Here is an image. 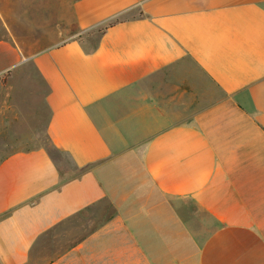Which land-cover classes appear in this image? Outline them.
I'll return each instance as SVG.
<instances>
[{
	"label": "crops",
	"instance_id": "0c3cea01",
	"mask_svg": "<svg viewBox=\"0 0 264 264\" xmlns=\"http://www.w3.org/2000/svg\"><path fill=\"white\" fill-rule=\"evenodd\" d=\"M21 3L0 114L49 149L0 161V264H264V0H71L37 51Z\"/></svg>",
	"mask_w": 264,
	"mask_h": 264
},
{
	"label": "rangeland",
	"instance_id": "374dc122",
	"mask_svg": "<svg viewBox=\"0 0 264 264\" xmlns=\"http://www.w3.org/2000/svg\"><path fill=\"white\" fill-rule=\"evenodd\" d=\"M12 2V5H7L6 2L8 0H0V6L4 8V11L7 15H10L15 18H21L25 14V9L24 5H22L21 0H10ZM70 2L71 0H59L61 3L60 5V26L56 27L55 30H52L49 35L51 37L48 39H37V38H28V39H19L17 40L23 48H25L28 51H37L42 48H44L47 45L57 43L62 40V37H59L60 34H58L57 29L60 28L62 30L63 28V15L66 14L68 16L69 13V8L67 6V3ZM55 2V0H54ZM67 2V3H66ZM55 10V9H54ZM64 10V11H63ZM63 11V13H62ZM68 14V15H67ZM55 20V19H54ZM70 32H73L72 25L70 23ZM30 78H35L33 75L28 76ZM27 77V78H28ZM0 81L2 85L4 84V78L0 77ZM25 85V84H24ZM27 88V84L25 86ZM39 90L41 89L39 84H38ZM4 95H3V90L2 88L0 89V111L4 110L5 107V100H4ZM34 101L33 103H38L36 97L34 96L32 98ZM15 105L14 109L18 111V109H22L23 106L20 103H25L27 104L28 101H24V98L16 97L15 98ZM9 102V101H8ZM10 106V102L8 103ZM19 113H17L18 115ZM40 114H43L40 111ZM26 123H23V120H13V114H0V161L6 157L7 155L14 153L18 149H23L25 147H33L36 144H40L45 146L46 148L49 149V144L47 140L45 139L44 135H39L37 138L33 135L30 134L28 131ZM27 141H32V142H27ZM51 155L53 158L60 164L61 168L65 167V162L63 159L53 150H50Z\"/></svg>",
	"mask_w": 264,
	"mask_h": 264
}]
</instances>
